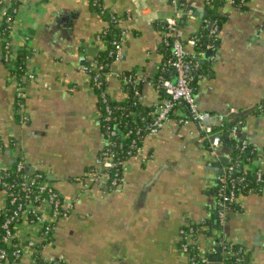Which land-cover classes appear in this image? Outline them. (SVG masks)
I'll return each instance as SVG.
<instances>
[{
    "label": "crops",
    "instance_id": "0c3cea01",
    "mask_svg": "<svg viewBox=\"0 0 264 264\" xmlns=\"http://www.w3.org/2000/svg\"><path fill=\"white\" fill-rule=\"evenodd\" d=\"M15 1L12 45L27 52L24 64L32 79L23 86L21 122L0 36V169L21 159L28 170L46 173L56 191L72 202V212L56 222L42 257L61 258L64 264H187L178 247L179 231L205 223L195 247L207 251L211 264H219L213 247L220 238L241 245L248 264H264V186L238 197V209L228 213L220 234L216 166L231 148L224 138L219 156L212 157L210 140L194 122H181V110L143 139L137 156L127 160L119 187L96 183L80 194L79 179L92 167L105 138L98 96L79 59L91 61L103 51L97 34L106 21L92 9L93 0ZM98 1L125 31L121 58L105 78L110 102L120 103L126 95L118 75L133 72L148 79L156 74L163 32L155 25L170 19L172 9L168 0ZM209 1L184 0L188 13L177 23L185 39L198 30ZM10 3L5 1L1 13ZM216 11L223 17L218 45L208 60H200L205 74L193 88L194 100L201 112L227 114L236 131L227 139L255 150L245 171L260 169L264 175V0H246L243 6L223 2ZM2 21L0 14V26ZM162 99L153 87H140L141 105L151 107ZM31 259L26 256L18 264H31Z\"/></svg>",
    "mask_w": 264,
    "mask_h": 264
},
{
    "label": "built area",
    "instance_id": "2783aa9c",
    "mask_svg": "<svg viewBox=\"0 0 264 264\" xmlns=\"http://www.w3.org/2000/svg\"><path fill=\"white\" fill-rule=\"evenodd\" d=\"M168 1L172 9V17L163 22L166 24V31H163L161 42L167 44L166 37H172V60L169 63L172 74L170 78L154 75L152 78L146 79L137 74L118 75V80L126 95L125 99H127L126 87L131 86L136 89L138 84L153 87L157 92L160 90L164 97L160 102L153 105V109L149 113L150 121L143 129L133 126L123 132L121 128L117 129L116 127L111 130L110 127H106V131L102 132L105 138L104 148L95 155L92 167L79 179L81 184L80 194L87 192L96 183H106L113 188L119 187L124 180L127 160L137 156L140 152V147L135 146V144L141 132H145V137L155 135L162 130L166 122L177 110L183 109L185 111L181 122L191 121L201 127L205 139L210 140V155L212 157L219 156L217 152L221 146V132L213 131L209 126L204 127L201 123L204 120H212L216 126L223 127L228 122L227 114L201 112L198 109L191 84L202 78L199 73L198 63L202 59L204 52H196L194 50L197 31L185 39L178 26V19L184 14L186 8L184 0ZM223 2L240 6L239 4H234V0H223ZM119 22L120 19L116 22L118 28ZM2 23L5 26L0 33L4 51L3 59L11 68L17 56V50L12 45V18L7 17L3 19ZM208 27V36L217 39L219 29L215 21L208 23ZM120 34V38L113 39L110 43L113 48L111 52L113 62L120 60L122 55L125 31L121 30ZM97 40H101V38L97 36ZM27 41L28 38L25 37L24 42ZM186 46H190L191 50L188 51ZM79 62L81 72L88 79L90 88L96 92L99 103L102 106L103 114L100 109L98 110L99 124L114 120L115 118L111 117L110 100L104 84L109 71L102 74L104 65L95 59L90 61L82 56ZM154 78H156L155 83L152 82ZM8 79L14 83V107L20 113V121L22 122L24 116L20 111L23 86L27 80L32 79V74L25 69L19 78L12 73ZM133 98L131 106L136 108L140 104L139 90H135ZM229 113H236V111L229 110ZM130 116V122L135 124L137 122V113L133 111ZM225 131L227 132V137L230 138L236 132L233 125ZM114 132L118 134L121 141L129 140V150L127 152L129 157L127 160L119 161L115 153L110 149L113 144L105 134H114ZM258 160L260 159L258 158ZM248 163L242 164V161L233 160L229 156L226 159V163L222 165L220 174L216 177L215 214L216 226L220 234L228 213L233 211L235 206H238L237 200L240 196V185L243 178L233 174L238 171L244 173ZM251 172H253L256 181H262L263 173L260 169H254ZM0 190L4 194V203L0 206V242L4 245L3 248H0V264H18L24 257L29 255L32 258L31 264H64L61 258H46L42 257L41 253L45 246L52 244V232L56 222L67 218L72 212V202L66 200L56 191L50 177L46 173L28 170L21 159L16 160L14 169H10V167H2L0 169ZM205 232V223L186 225L180 229L178 247L182 253L187 255V264H211L207 251L204 249L200 253L197 252L195 247L196 241ZM218 246L222 254L221 258H219V264H223L222 258L227 259L232 256L235 257L237 264H241V258L245 254L241 245H235L241 247H237L235 251H230L228 248L234 246V244L220 238Z\"/></svg>",
    "mask_w": 264,
    "mask_h": 264
},
{
    "label": "trees",
    "instance_id": "16d2710c",
    "mask_svg": "<svg viewBox=\"0 0 264 264\" xmlns=\"http://www.w3.org/2000/svg\"><path fill=\"white\" fill-rule=\"evenodd\" d=\"M6 0H0V14L2 15V20L10 17L12 18L13 15L16 12V7L18 5V3L15 0H10V6L8 8H5L4 13H1V11L4 9V3ZM246 0H234V4H239L240 6H243ZM185 3V2H184ZM223 3V0H210L209 2H207L206 7L207 9V14L205 16V18L202 20L200 27L197 30V33L195 34V46H194V50L196 52L199 51H203L204 53L207 50H216L217 45H218V38H212L209 37V27H208V23L215 21L216 25L218 26V29L221 26V23L223 21V17L217 13L216 8ZM91 7L92 9L98 13L105 21H106V26L100 31V33L97 34V36H99L101 38V41L104 43L105 45V49L101 52H99L96 57L95 60L99 63H102L104 65V68L102 70V74H105L109 71L110 66L113 62V57L111 56V52L113 50V48L111 47L110 43L111 40H116L117 38H120V29L117 27V20H119V18L112 13L109 9H105L103 8L98 0H93L91 2ZM4 24L2 23L0 26V33L1 30L4 28ZM156 28L166 31V24L165 23H156L155 25ZM167 40V44H164L163 42H161L160 44V52L162 53V61L160 66L157 69L156 72V76H163L164 78H170L171 74H172V69L169 65V63L172 60V49H171V42H172V37L167 36L166 37ZM209 47V48H207ZM2 56H4V51ZM28 57L27 52H17V56H16V61L13 65V67H11V71L14 75L17 76V78H19L22 74L23 71L25 70V60ZM4 61V59H3ZM5 64H7V62L4 61ZM8 65V64H7ZM199 66V73L200 75H202V77H204V64H201V62L199 61L198 63ZM135 73L133 72H125L122 73L121 76H127V75H133ZM199 80H197L196 82H193L192 88H194V86L198 83ZM152 82L155 83L156 82V78L152 79ZM105 84V82H104ZM140 87L141 85L138 84L136 89H133L131 86H127L126 87V93H127V99H125L123 102L120 103H112L110 102L109 105L111 107V117L115 118L114 120H111L108 123H100V129L101 131L105 132L106 131V127H110L111 130H113L114 128L117 127V129L121 128V131H126L131 127H140V128H144L145 125L150 121V116L149 113L152 111L153 106L151 107H146L143 106L141 104H139L136 108H132L131 104L134 100L133 98V94L135 92V90H139L140 92ZM159 97L163 98L164 94L159 90ZM98 106L99 109L101 110V113L103 114L102 111V106L101 104L98 102ZM264 110V109H262ZM260 110V111H262ZM135 111L137 113V122L135 124H132L130 122L131 120V116L130 113ZM181 111H183V115L185 114V111L183 109H181ZM259 111V110H258ZM144 119V120H143ZM228 124L229 122H227L223 127H214L213 131H220L222 134V142L224 141V132L226 129H228ZM232 125H230L231 127ZM108 138L109 141L112 142V146L110 147V149L112 150V152L115 153L116 158L119 161H124L127 160L129 155L127 154L129 148H128V144H129V140L126 141H121L118 137V134H116V132H114V134H105ZM133 138V137H132ZM145 138V132H141V134L138 136V139H136V144L135 146L137 147H141V143L143 141V139ZM1 143V141H0ZM226 146L231 148V153H230V157L233 160H239L242 161L243 163H248L249 161H251V159L253 157H255L254 151L250 146H246L244 145L241 141L236 142L235 140H228L226 138ZM2 146V144H0ZM3 147V146H2ZM15 163L12 166H10V169H14L15 167ZM26 168V167H25ZM233 175H239L242 176L243 181L240 185V195H246L248 193H252V192H258L262 186H264V175L262 177V181H256L255 176L253 174V172H248L245 171L244 173L241 171L238 172H234ZM238 209V206L234 207V210ZM4 245L0 242V248H3ZM237 247H241V246H230L228 248V250H233L235 251L237 249ZM213 253L215 254V258H217L219 260V258H221V252L218 246V239L216 240V243L214 244L213 247ZM242 250L244 251L243 247H241ZM209 256V255H208ZM210 262H211V258L209 257ZM223 262V264H237L235 262V257H229L227 259L222 258L221 260ZM241 264H248L247 263V256L246 254L243 255V257L241 258Z\"/></svg>",
    "mask_w": 264,
    "mask_h": 264
},
{
    "label": "water",
    "instance_id": "95a60500",
    "mask_svg": "<svg viewBox=\"0 0 264 264\" xmlns=\"http://www.w3.org/2000/svg\"><path fill=\"white\" fill-rule=\"evenodd\" d=\"M187 12H188V8H185L184 13L187 14ZM212 53L213 52L211 50H207L204 53V55L202 56L201 61L202 60H208L210 58V56H211ZM201 124L204 127H208V126L211 127V126H213L214 121H212V120H204V121H202ZM230 125H232V123H229L227 127L230 128ZM224 137L227 138V132L226 131L224 132ZM222 143L224 144L225 143V140ZM225 163H226V159L225 158L218 157V165L216 166V167H218V169H217V176L220 174L222 165H224Z\"/></svg>",
    "mask_w": 264,
    "mask_h": 264
}]
</instances>
